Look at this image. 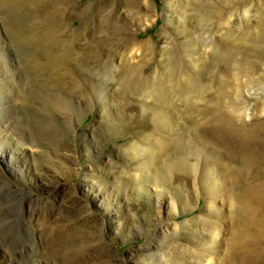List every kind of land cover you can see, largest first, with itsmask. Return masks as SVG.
Masks as SVG:
<instances>
[{
    "label": "rangeland",
    "instance_id": "rangeland-1",
    "mask_svg": "<svg viewBox=\"0 0 264 264\" xmlns=\"http://www.w3.org/2000/svg\"><path fill=\"white\" fill-rule=\"evenodd\" d=\"M263 78L264 0H0V264H264Z\"/></svg>",
    "mask_w": 264,
    "mask_h": 264
},
{
    "label": "bare ground",
    "instance_id": "bare-ground-1",
    "mask_svg": "<svg viewBox=\"0 0 264 264\" xmlns=\"http://www.w3.org/2000/svg\"><path fill=\"white\" fill-rule=\"evenodd\" d=\"M185 81H186V78H185ZM249 81L250 82H248V84H246L244 86V88H242V89L240 88V90H238L237 95H235L236 98H234L235 99L234 102H232V104L230 105L231 107L228 106L230 108H229L228 112H225V114L228 115V118L223 116L221 113H218L217 115H215L212 118L213 126L210 129L209 128L207 129V127H206V129L208 131L205 132V133H206V136L208 137V141L216 143L218 145H221V143H223V145L225 146V144H226V147H225L226 150L224 151V153H223V151H221V152L219 151V152L222 155L227 154L228 156H230L232 158H234L241 150L245 149L246 145L244 143H246V142L243 143L244 140H242L240 138V137H242L241 134H240V137H237L235 135L236 136L235 138H230L231 136L230 137L228 136V138H229L228 139L227 135H226V132H224V127H225L224 125L228 124V127H229L230 123H234L235 121L236 122L239 121V122H242V126H246L248 120H250V121H255V120L259 121L261 119V116L264 115V106L262 105L263 107L260 110L258 109V106H257L258 105L257 103L259 101H261V100L264 101V78L260 82H257V83L255 82L254 79L249 80ZM235 127L237 128L238 126H235ZM258 129H260V128H258ZM255 130H256V128H255ZM211 132H212V134H211ZM257 132H258V130H257ZM224 133H225L226 136L224 135ZM210 134H211V136H210ZM260 137H261V135H260ZM245 138H246V140H248L249 139V135L248 136L246 135ZM250 140H252V139H250ZM259 141L261 143V140H259ZM249 145L247 144V146H249ZM246 154H247V152H246ZM152 160H153V158H152ZM184 162H185L186 165L189 164V163L187 164V161H185V160H184ZM146 164H147V166H150L151 162H147ZM192 167H194L196 169V170H194V172L197 173V170L199 168L197 166V164L195 166V164L192 163ZM228 167H229V171L231 170L230 173L233 174L236 171V170L233 171L232 167H230L229 165H228ZM219 168L221 169V167H217L218 170H219ZM221 170H219V171H221ZM246 193H247L246 197H248L249 199H264V182L256 184L254 187L251 188V190L248 189L246 191ZM171 224H172L171 228L174 229V230L175 229L177 230V228H179V226H180V224L178 222H175V221H173ZM246 229H248L247 232L250 233L252 236H258L257 234H258V231H259L260 228H258V227L253 228V227L249 226V224H248ZM240 246L243 247V249H247L249 247V244L247 242H242V243H240ZM209 260H210V264H214L213 257H210Z\"/></svg>",
    "mask_w": 264,
    "mask_h": 264
}]
</instances>
